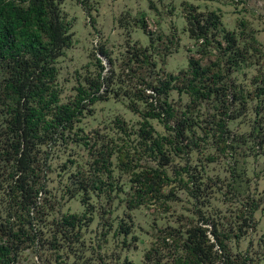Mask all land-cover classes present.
Instances as JSON below:
<instances>
[{
  "label": "rangeland",
  "instance_id": "obj_1",
  "mask_svg": "<svg viewBox=\"0 0 264 264\" xmlns=\"http://www.w3.org/2000/svg\"><path fill=\"white\" fill-rule=\"evenodd\" d=\"M151 1L153 8L149 0H86V10L80 0L60 3L71 42L56 61L59 101H73L77 87L87 86L86 80L96 76L98 56L103 74L113 68L111 86L119 92L88 105L63 139L47 147V193L41 194L49 208L47 220L77 213L82 217L79 232H70L58 254L46 245L38 252L41 258L25 252L19 264L171 262L173 239L179 245L190 228L215 242L213 250L219 247L216 236L224 240L226 253L217 252L221 264H227L228 255L250 258L245 264H264V0ZM184 2L197 5L198 11L219 13L221 26L235 34L239 67L227 72L225 55L216 50L205 53L189 37ZM142 22L145 29L138 24ZM145 33L153 40L149 55L156 64L140 67L130 58L134 47L149 46ZM101 44L112 65L99 53ZM191 58L210 73L220 67L218 84L230 83L240 94L224 111L230 117L224 118L221 129H212L224 116L219 102L202 99L191 104L186 90ZM163 72L176 75L166 96L175 110L173 120L186 113L195 125L175 147L174 131L158 118H149L156 132L168 139L169 181L161 184L159 195L130 205L134 173L157 166V160L138 133L147 107L125 90L139 78L154 80ZM133 99L138 111L129 105ZM109 144L115 150L107 158ZM97 177L105 183L100 194L93 189ZM191 188L197 189V198L191 197ZM50 222L45 236L52 231Z\"/></svg>",
  "mask_w": 264,
  "mask_h": 264
},
{
  "label": "trees",
  "instance_id": "obj_2",
  "mask_svg": "<svg viewBox=\"0 0 264 264\" xmlns=\"http://www.w3.org/2000/svg\"><path fill=\"white\" fill-rule=\"evenodd\" d=\"M61 2L0 0V264H19L25 252L37 253L41 258L38 252L46 245L58 254L67 237H70V232L75 228V234L79 232L82 217L77 213L63 214L52 219V222L47 220L50 213L46 196L41 197L42 193H47V147L55 146L63 139L65 130L79 121L88 105L106 99L109 93L117 95L119 92L111 86L113 68L109 74H103L104 65L98 56L99 70L96 76L86 80L87 86L77 87L73 101H59L55 85L56 61L71 42L69 25L60 9ZM80 3L84 10L88 8L85 6L86 0H80ZM184 3L189 37L199 43L203 52L216 50L225 55L227 72L239 67L240 52L235 34L221 26L219 13L215 10L198 11L197 5ZM148 7H154L151 0ZM138 24L145 29L144 22ZM148 37L149 46L138 45L132 49L130 59L140 67L156 64L149 55L153 40L150 35ZM99 53L112 65L113 59L102 44ZM197 64L192 58L188 61L190 76L186 90L191 96V104H199L202 99L219 102L224 116L213 123L212 129L215 130L216 125L221 129L224 118L230 117L224 111L239 100L240 94L230 83L218 84L222 78L220 67L210 73L208 67ZM175 78L176 75L169 72L158 73L154 80L139 78L129 85V91L125 90V94L129 92L131 97L143 99L147 107L141 115L138 133L148 145V153L157 160V166H145L134 173L130 205L139 206L148 196L159 195L161 184L169 181L165 169L171 160L165 148L168 139L156 132L149 118H158L167 129L174 131L175 147H178L177 143H182L185 130L195 125L192 117L186 113L173 120L175 110L166 96ZM156 95L163 100L156 99ZM136 101L130 100L129 105L138 111ZM118 125L122 130V124L118 122ZM169 144L173 147L172 142ZM106 148L109 158L115 148L110 144ZM185 171H188L186 166ZM104 184L97 177V183L93 186L97 194L103 191ZM195 185L198 188V184ZM189 193L193 198L198 197L196 188H191ZM49 222L53 225L52 231L45 236L44 228ZM188 231L179 245H176L178 240L173 239L175 246L170 255L171 262L159 261V264H221L217 252L226 253L224 240L216 236L219 247L213 250L215 242H207L206 238L197 235V228ZM225 259L227 264H245V261L251 260L246 256L239 260L231 258V255Z\"/></svg>",
  "mask_w": 264,
  "mask_h": 264
}]
</instances>
